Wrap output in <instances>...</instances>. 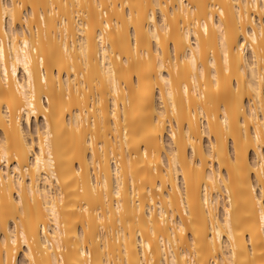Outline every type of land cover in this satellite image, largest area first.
Masks as SVG:
<instances>
[{"label":"bare ground","instance_id":"1","mask_svg":"<svg viewBox=\"0 0 264 264\" xmlns=\"http://www.w3.org/2000/svg\"><path fill=\"white\" fill-rule=\"evenodd\" d=\"M0 130V264H264V0H0Z\"/></svg>","mask_w":264,"mask_h":264},{"label":"rangeland","instance_id":"2","mask_svg":"<svg viewBox=\"0 0 264 264\" xmlns=\"http://www.w3.org/2000/svg\"><path fill=\"white\" fill-rule=\"evenodd\" d=\"M28 5H23L21 8H22V15H24V14H26V10H28V7H27ZM24 7V8H23ZM26 7H27V9H26ZM24 11H25V13H24ZM157 16H159L160 17V13H159V10L157 11ZM31 17V16H30ZM107 17V15L106 16H104V18H106ZM58 18H60V16L58 15ZM30 19H32V18H30ZM23 20V19H22ZM21 20V21H22ZM23 22H25V21H23ZM23 22H22V25L23 26H21L22 28L24 27V24H23ZM35 23V22H34ZM33 23V24H34ZM33 24H32V27H33ZM36 24V23H35ZM35 24H34V26H35ZM20 25H21V23H20ZM37 26V25H36ZM39 27H40V25H38ZM44 27V26H43ZM34 28V27H33ZM38 28V27H37ZM39 29V28H38ZM21 37V36H20ZM171 49H172V45H171ZM247 101H246V104L248 105V99H246ZM91 102H93L92 100H91ZM13 112H15V110H13ZM59 112V114L60 113H62L63 112V114H65V115H63L64 116V118H66L67 119V115H68V111L67 112H65V109L64 110H61V111H58ZM56 115V114H55ZM54 115V116H55ZM65 119V120H66ZM91 119V118H90ZM40 122H42V121H40ZM36 124H37V122L35 121V120H33V123H32V129H33V133H32V135L31 136H35V134H36V132H35V134H34V130H36ZM41 124V123H40ZM0 132H2L1 130H0ZM168 132V131H167ZM166 132V134H165V136L166 137H164V140H166L165 142H167V143H165V144H167V146H168V148H169V146H170V140H169V136H167L168 135V133ZM1 136H2V133L0 134V138H1ZM36 137V136H35ZM204 144H205V146L206 147H208V139H206V137H205V140H204ZM230 146H231V144H230ZM252 155V154H251ZM253 156V155H252ZM92 166V167H91ZM94 165H90V169H92V170H95L94 169V167H93ZM96 170H97V168H96ZM95 170V175L96 174H98L99 172L98 171H96ZM180 182H181V180H180ZM159 197V196H158ZM156 198H157V196H156ZM221 213V212H220ZM222 214V213H221ZM190 232V231H189ZM209 232H210V230H209ZM151 233V232H150ZM188 232H186V233H184V232H182V235L187 239L188 238V241H187V243H188V245L190 246L191 244H190V237H188L189 235L188 234H190V233H188ZM113 234H114V232H113ZM153 235V234H152ZM154 236H157V235H154ZM158 237V236H157ZM100 240L102 241L103 239H101L100 238ZM245 240V242L247 241L246 240V238L244 239ZM192 242V241H191ZM248 244H249V241H248ZM178 245H179V249L181 248L182 249V247L183 246H185L186 247V244L184 243V244H182V242H181V244L178 242ZM180 245H182L181 247H180ZM192 249V248H191ZM187 259L189 260V256L187 257ZM190 261H191V259L189 260V263H190ZM191 263L193 264V261H191ZM17 264H25V257H24V255H23V252H21L20 251V253H19V257H18V259H17Z\"/></svg>","mask_w":264,"mask_h":264}]
</instances>
